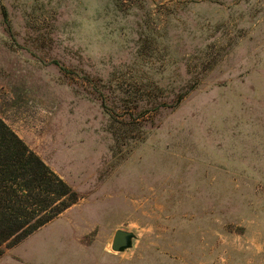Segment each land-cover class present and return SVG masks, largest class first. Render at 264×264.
Returning a JSON list of instances; mask_svg holds the SVG:
<instances>
[{
    "label": "rangeland",
    "instance_id": "obj_1",
    "mask_svg": "<svg viewBox=\"0 0 264 264\" xmlns=\"http://www.w3.org/2000/svg\"><path fill=\"white\" fill-rule=\"evenodd\" d=\"M0 117L79 195L0 264H264V0H0Z\"/></svg>",
    "mask_w": 264,
    "mask_h": 264
},
{
    "label": "trees",
    "instance_id": "obj_2",
    "mask_svg": "<svg viewBox=\"0 0 264 264\" xmlns=\"http://www.w3.org/2000/svg\"><path fill=\"white\" fill-rule=\"evenodd\" d=\"M79 199L0 117V256Z\"/></svg>",
    "mask_w": 264,
    "mask_h": 264
},
{
    "label": "water",
    "instance_id": "obj_3",
    "mask_svg": "<svg viewBox=\"0 0 264 264\" xmlns=\"http://www.w3.org/2000/svg\"><path fill=\"white\" fill-rule=\"evenodd\" d=\"M134 234L123 229L116 230L113 241L112 250L116 252L124 251L131 247Z\"/></svg>",
    "mask_w": 264,
    "mask_h": 264
}]
</instances>
